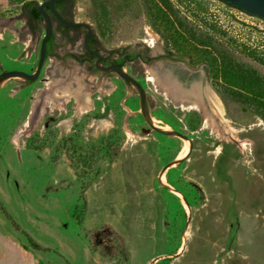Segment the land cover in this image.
<instances>
[{
  "label": "rangeland",
  "instance_id": "rangeland-1",
  "mask_svg": "<svg viewBox=\"0 0 264 264\" xmlns=\"http://www.w3.org/2000/svg\"><path fill=\"white\" fill-rule=\"evenodd\" d=\"M196 1L238 43L264 54V29L231 20L211 0ZM21 6L0 0V264H264L263 122L231 104L225 115L237 140H225L197 111L159 94L147 67L207 70L164 58L141 3L118 13L100 36L86 16L89 1H74L72 17L91 28L100 55L118 51L111 57L123 63L110 70L71 57L82 54L86 29L63 36L54 24L38 78L5 75L35 73L46 31L42 20L31 33ZM134 54L148 61L122 60ZM53 81L57 88L80 86L88 110L74 98L49 100ZM99 230L115 235L117 253L93 245Z\"/></svg>",
  "mask_w": 264,
  "mask_h": 264
},
{
  "label": "trees",
  "instance_id": "trees-1",
  "mask_svg": "<svg viewBox=\"0 0 264 264\" xmlns=\"http://www.w3.org/2000/svg\"><path fill=\"white\" fill-rule=\"evenodd\" d=\"M13 1L22 4L23 14L27 13L33 24L41 19L38 12L39 0ZM63 1L56 2L55 8L57 9ZM74 1L70 0V2ZM88 1L90 6L86 16L95 24L100 36H104L105 31L110 30L113 18L121 11L130 10L141 3L150 27L159 35L165 51L170 56L186 59L192 68L202 65L206 67L210 85L219 96L227 114L230 105L237 104L256 115L264 124V74L245 60L249 59L258 66L264 67V54L246 44L238 43L216 20H209L207 8L201 2L175 0L174 4L171 0ZM217 1L244 12L224 0ZM108 6L112 8V13L108 10ZM179 7L186 11V15ZM31 31L33 33L36 31V25ZM53 40L54 34L50 36L46 57L51 53ZM109 62H114L109 56L103 59V65ZM186 184L202 198V192L197 185L192 182ZM77 222L79 225L82 223L81 215L77 217ZM92 242L96 248H100L108 255H110L109 251L117 253L120 249L115 235L104 230L95 232L92 235Z\"/></svg>",
  "mask_w": 264,
  "mask_h": 264
},
{
  "label": "bare ground",
  "instance_id": "bare-ground-1",
  "mask_svg": "<svg viewBox=\"0 0 264 264\" xmlns=\"http://www.w3.org/2000/svg\"><path fill=\"white\" fill-rule=\"evenodd\" d=\"M155 41L156 38L153 37L149 43L153 44ZM146 73L148 74V80L155 86L156 91L164 96L166 100L174 106L200 112L202 114L203 125L208 127L213 133L225 140H237V131L231 126L229 120L226 118L225 109L221 100L207 86L204 89L201 81V73L197 72L193 75V90L189 91L185 90L181 84L184 77L183 74L185 73L181 65L164 63L163 65L157 64L155 69L147 67ZM57 85V81H53L46 87V90L49 92L47 94V98H49V100L54 102L55 99H60L62 103H66L70 98H74L79 110L82 112L88 110L90 107V99L86 97L83 101L79 99V95L81 93L80 86L69 89L67 87L57 88L55 87ZM203 98L206 99V103L211 110V114L207 113L208 111L206 107L203 103H201ZM212 114L225 123L224 128H221L217 124V121L213 118ZM187 150L188 142L185 143L184 153H186Z\"/></svg>",
  "mask_w": 264,
  "mask_h": 264
},
{
  "label": "water",
  "instance_id": "water-1",
  "mask_svg": "<svg viewBox=\"0 0 264 264\" xmlns=\"http://www.w3.org/2000/svg\"><path fill=\"white\" fill-rule=\"evenodd\" d=\"M60 0H46L42 3L39 4L38 6V12L39 14L44 18V20L46 21V31L44 33V36L42 38L41 41V45H40V51H39V60H38V64H37V68L34 74H27L25 72H8L5 75H10L12 77H22L25 78L28 81H34L38 78L41 68L43 66L44 60L46 59V43L49 39V37L52 34V28H53V23L51 20L50 15L45 11V8H49L51 14L61 23L66 24V25H70V26H80V25H84L87 26L86 23H73V24H69L67 23L60 15L59 13L56 11L55 9V3L58 2ZM214 4H216L231 20L236 21V22H240L243 24H247L250 26H254L257 28H261L264 29V0H224L225 2H228L230 5L239 8L242 11H239L237 9H233L230 7L225 6L224 4H222L221 2H218L217 0H211ZM91 33V31L88 32L86 38H85V48L88 50L87 47V39L89 34ZM97 55V64L96 67L98 69H100L99 62H100V55ZM185 62H187V60H184ZM172 64V63H171ZM173 65H177V64H173ZM178 65H181V63H179ZM113 66L107 67V68H103L102 70H110V68H112ZM115 67V66H114ZM184 69V74H183V81L181 82L183 88H185V90L189 91V90H193L192 86L194 83L193 80V75L195 73H197L196 71L190 70L188 69L186 66H182ZM204 70H207L206 67L203 65L201 66ZM4 75V74H3ZM206 71L204 72L203 75H201V81H202V85L204 87V89L206 88L207 85V77H206ZM210 88V87H209ZM204 104V106L207 109V113L211 114V110L209 108V106L206 103V99L203 98V101L201 102ZM198 112V111H197ZM200 114V116L202 117V114L200 112H198ZM213 118L217 121V124L221 127L224 128L225 123L222 122L218 117H216L215 115H213ZM149 127L158 132L161 133L163 135H167V136H175L178 138H181L183 140H188L191 142V140H189V138H187V136H185L184 134L180 133V132H176V131H163L160 130L159 128L155 127L151 122L148 123ZM192 145L190 146L191 149ZM175 163H178V161H176ZM173 163H169L167 164L165 167H163L162 172L166 171L170 166H172ZM187 204V202H185ZM188 206V204H187Z\"/></svg>",
  "mask_w": 264,
  "mask_h": 264
},
{
  "label": "flooded vegetation",
  "instance_id": "flooded-vegetation-1",
  "mask_svg": "<svg viewBox=\"0 0 264 264\" xmlns=\"http://www.w3.org/2000/svg\"><path fill=\"white\" fill-rule=\"evenodd\" d=\"M44 2V1H43ZM73 5H74V2H70V0H64L63 2H61V4L59 5V7L56 9V11L59 13V15L67 22V23H69V24H73V23H81V22H77V21H75L74 19H73V17H72V9H73ZM49 15H50V17H51V20H52V23H53V25L55 24V25H57L59 28H60V33L64 36L67 32H69V31H74V32H79L80 30H82V29H86L87 30V32H85V34H84V36H83V40H82V46H83V52H82V54L80 55V56H75V55H71V57L75 60V62L76 63H78V64H91V65H93L94 67L96 66V64H97V55L96 54H99L100 55V53H99V51H98V48H97V43H98V40H97V38H96V36H95V34L92 32V30H91V28L88 26V24H87V26H84V25H80V26H70V25H66V24H63V23H61V22H59L52 14H51V12H50V10L48 9V10H45ZM25 16V19H26V24H27V28H28V30L31 32V33H33L31 30H32V28L35 26V25H37L38 23H40V21H42V20H44V18L41 16V19L39 20V21H37L35 24H33L31 21H30V18H29V16H28V14L26 13V15H24ZM83 23V22H82ZM64 31H67L66 33H63ZM89 31H91V33L89 34V36H88V39H87V47H88V50L85 48V38H86V36H87V34H88V32ZM52 34H53V28H52ZM51 34V35H52ZM155 35L157 36V40L158 41H161L162 42V44H163V49H162V51L164 52V58H166V59H174L175 61H177V62H180V61H184V60H186V59H178V58H176V57H173V56H170L166 51H165V49H164V43H163V41L161 40V38L159 37V35H157L156 33H155ZM49 39H50V37H49ZM49 39H48V41H47V43H46V49H47V45H48V43H49ZM71 40H74V38H72ZM145 41H147V40H142V42L143 43H145L146 44V42ZM51 47H53V42L51 43ZM118 53V51H113V52H110L109 54H108V56L111 58V60L112 61H114V62H109L107 65H103V59L104 58H106V57H104V56H101L100 55V62H99V64L103 67V68H107V67H110V66H115V65H117V64H121V63H123V61L122 62H117V59H114V58H112L111 56L112 55H114V54H117ZM50 55V54H49ZM48 55V56H49ZM117 56H119V55H117ZM47 58V57H46ZM136 58H143V60L144 61H148L145 57H143L142 56V54H134L133 56H128V55H124V56H122V60H135ZM81 60H83L82 62H81ZM187 63H188V61H187ZM189 65V64H188ZM203 66V65H202ZM41 72V71H40ZM28 82H30V81H28Z\"/></svg>",
  "mask_w": 264,
  "mask_h": 264
},
{
  "label": "built area",
  "instance_id": "built-area-1",
  "mask_svg": "<svg viewBox=\"0 0 264 264\" xmlns=\"http://www.w3.org/2000/svg\"><path fill=\"white\" fill-rule=\"evenodd\" d=\"M146 42V41H145ZM146 44H147V42H146ZM148 45V44H147ZM149 46V45H148Z\"/></svg>",
  "mask_w": 264,
  "mask_h": 264
}]
</instances>
